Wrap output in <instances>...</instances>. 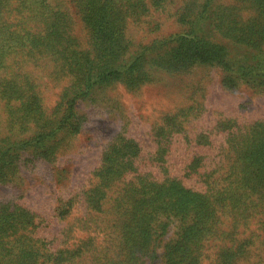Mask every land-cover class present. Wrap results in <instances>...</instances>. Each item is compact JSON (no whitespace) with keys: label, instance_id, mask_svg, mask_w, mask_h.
Masks as SVG:
<instances>
[{"label":"rangeland","instance_id":"obj_1","mask_svg":"<svg viewBox=\"0 0 264 264\" xmlns=\"http://www.w3.org/2000/svg\"><path fill=\"white\" fill-rule=\"evenodd\" d=\"M191 38L221 52L170 59ZM262 128L264 0H0L2 257L264 264V158L252 185L239 161ZM176 179L214 219L144 202Z\"/></svg>","mask_w":264,"mask_h":264},{"label":"trees","instance_id":"obj_2","mask_svg":"<svg viewBox=\"0 0 264 264\" xmlns=\"http://www.w3.org/2000/svg\"><path fill=\"white\" fill-rule=\"evenodd\" d=\"M193 33L194 32L191 34ZM178 49L179 50L176 49L174 53L170 54V59L178 58L182 51L188 52L194 57L204 59H214L217 57V52H221V49L211 47L209 44L198 38H191L186 49H182V47H178ZM120 51L121 50L119 49L118 52ZM115 63L116 60L112 62V69H114V73H117V77L122 76L123 73H126V71L121 72L119 70L121 64L118 65ZM141 64L142 59H139L126 69L127 71L135 72L136 70L140 69ZM107 70L109 69H106L105 71L107 72ZM89 82H91V80H86L87 85H89ZM72 108L73 105L70 109ZM262 158H264V128L256 130V132H254L247 141L246 146H244L239 152V161L242 168V180L245 184H253L255 164L257 163L258 159ZM114 170V166H109L107 170L108 175L110 176L112 172L115 173ZM217 194L219 195L220 192L218 191ZM212 196L213 194L201 193L186 188V186L180 180L176 179L172 180L170 184L165 185L162 190L155 193L150 192L149 196L144 199V202L146 204H154L163 199H168L167 204L172 206L177 214L186 216L190 213L194 214L199 220L206 219L211 221L216 215L217 208L221 206V203L224 200L219 196H217L214 200L212 199ZM2 255L4 257L0 256V262L3 264H14L15 262L18 264H27L31 260L30 253L21 255Z\"/></svg>","mask_w":264,"mask_h":264}]
</instances>
